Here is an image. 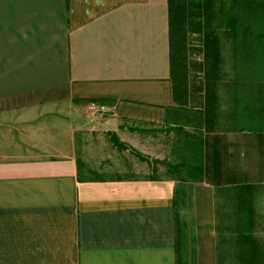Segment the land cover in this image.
I'll use <instances>...</instances> for the list:
<instances>
[{"label":"crops","instance_id":"0c3cea01","mask_svg":"<svg viewBox=\"0 0 264 264\" xmlns=\"http://www.w3.org/2000/svg\"><path fill=\"white\" fill-rule=\"evenodd\" d=\"M170 64L169 0H0V264H177L176 177L106 176L82 155L109 133L134 148L166 129ZM229 137L246 153L237 134L206 135L205 170L224 171ZM193 203L196 264H216L206 174Z\"/></svg>","mask_w":264,"mask_h":264},{"label":"trees","instance_id":"16d2710c","mask_svg":"<svg viewBox=\"0 0 264 264\" xmlns=\"http://www.w3.org/2000/svg\"><path fill=\"white\" fill-rule=\"evenodd\" d=\"M169 4L170 65L176 101V75L181 73L175 71L179 36L183 37L189 28L196 30L204 35L206 46L211 51L216 48V30L223 27L232 40L234 69L233 77L227 83L229 98L226 111L219 112L215 106L218 76L211 67L203 77H194L187 84V94L204 96L202 107H183L177 103L166 109V129L176 127L181 138L175 147L177 155L183 159L181 162L149 158L121 142L115 133H109V139L118 150L128 148L145 161L150 167L151 178L157 177L158 165L164 167L165 175L176 177L177 264H196L194 218L191 215L188 222L182 218V211L184 208L193 211V184L203 181L206 174L201 162L207 149L206 135L209 137L216 132L237 134L245 142L246 153L255 152L258 160H263L261 167L264 168V0H169ZM194 66L200 71L203 67L198 62ZM98 102L103 103V100ZM169 124L176 126L170 127ZM260 175L259 172L257 178ZM256 187L253 182L235 184L227 189L214 184L216 264H226L228 258L235 264H264V241L254 230ZM225 190L230 196L225 199L226 205L220 202Z\"/></svg>","mask_w":264,"mask_h":264},{"label":"rangeland","instance_id":"374dc122","mask_svg":"<svg viewBox=\"0 0 264 264\" xmlns=\"http://www.w3.org/2000/svg\"><path fill=\"white\" fill-rule=\"evenodd\" d=\"M216 44L214 50H208L204 35L196 30H187L185 35L179 36V48H176L175 67L180 75H176V92L177 102L181 106H189L199 108L203 106V97L191 96L186 93L187 84L192 78H200L204 76L205 71L214 67L213 70L218 76V84L216 88V103L215 106L219 112H225L228 106L229 93L227 91V83L233 77V52L232 40L224 32L223 27L216 30ZM210 58L207 60V58ZM177 59V60H176ZM207 60V61H206ZM201 63L203 66L201 71L194 63ZM179 64H183L179 67ZM184 71V72H183ZM166 129L156 132L153 135H139L138 141L134 143V148L142 151L146 156L153 158L154 156L160 159H170L174 161V156L170 155L169 139L171 135ZM231 136V135H230ZM137 138V135H136ZM98 137L93 139L92 144H88L83 150L85 158L89 161L95 159L102 160L104 169L102 173L106 176H150L152 173L148 169L146 162L139 160L130 151H118L109 142V140ZM234 139H227L228 153L224 156V171L206 170V180L216 184L218 187L227 189L235 184L245 182H253L256 187L255 192V208H256V226L255 233L264 241V168L261 167L263 160L259 161L255 152L250 154L245 153L243 146L234 144ZM243 142V140H239ZM242 144V143H241ZM97 149V150H96ZM82 151V152H83ZM243 152V153H242ZM212 150L210 156H212ZM244 154V155H243ZM209 155V154H208ZM235 156V159L233 157ZM216 161V159H213ZM91 162V163H92ZM235 165V167H234ZM99 172V171H98ZM164 167L160 169L158 174H163ZM260 172V177L257 178ZM222 204L226 205L225 199L230 196L227 191H223ZM228 211V209H227ZM182 218L188 222L191 220V212L186 208L182 211ZM224 214H228L223 211ZM226 264H235L231 258H228Z\"/></svg>","mask_w":264,"mask_h":264},{"label":"built area","instance_id":"2783aa9c","mask_svg":"<svg viewBox=\"0 0 264 264\" xmlns=\"http://www.w3.org/2000/svg\"><path fill=\"white\" fill-rule=\"evenodd\" d=\"M87 108L88 111L97 118H102L105 115L109 114L111 111L110 106L98 101H90L87 104Z\"/></svg>","mask_w":264,"mask_h":264}]
</instances>
